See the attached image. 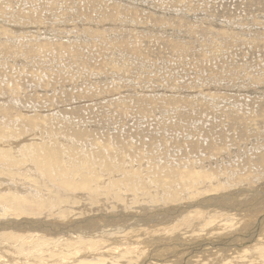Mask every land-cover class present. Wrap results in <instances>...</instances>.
Returning <instances> with one entry per match:
<instances>
[{"label":"rangeland","instance_id":"374dc122","mask_svg":"<svg viewBox=\"0 0 264 264\" xmlns=\"http://www.w3.org/2000/svg\"><path fill=\"white\" fill-rule=\"evenodd\" d=\"M90 143L116 150L84 152L97 172ZM59 144L97 182L23 156L50 170ZM153 162L195 183L152 184ZM0 196V264H264V0H0Z\"/></svg>","mask_w":264,"mask_h":264},{"label":"bare ground","instance_id":"6f19581e","mask_svg":"<svg viewBox=\"0 0 264 264\" xmlns=\"http://www.w3.org/2000/svg\"><path fill=\"white\" fill-rule=\"evenodd\" d=\"M261 6V5H260ZM172 44V43H171ZM18 116H19V114H18ZM20 117H22V116H20ZM38 117V116H37ZM26 118H28V117H26ZM41 118V117H40ZM29 119V118H28ZM44 119V118H43ZM36 120V119H35ZM51 120V119H50ZM49 120V122H52V121H50ZM17 121H18V119H17ZM34 121V120H33ZM43 121H45V119L43 120ZM46 122V121H45ZM23 123V122H22ZM44 123V122H43ZM57 123V122H56ZM56 123H54V124H56ZM60 123V122H59ZM24 124V123H23ZM23 124H21V125H23ZM45 124V123H44ZM51 124V123H50ZM49 124V125H50ZM53 124V125H54ZM61 124V123H60ZM59 124V125H60ZM52 125V126H53ZM63 125L66 127V128H71L70 126H73V125H69V124H66V123H63ZM24 126H25V124H24ZM37 126V125H36ZM42 126V128H43V125H41ZM25 127H27V126H25ZM45 128H44V130L47 128L46 126H44ZM50 128H52L51 127V125L49 126ZM54 127H56V126H54ZM53 127V128H54ZM75 126H73V128L71 129L72 131H67L66 133H69V134H73L75 131H76V127L74 128ZM34 128V127H33ZM38 129H40L41 127H37ZM36 128V129H37ZM41 128V129H42ZM49 128V129H50ZM57 129V128H56ZM55 129V130H56ZM61 129V128H60ZM43 130V131H44ZM59 130V129H58ZM57 130V131H58ZM61 131V130H60ZM59 131V132H60ZM62 131H64V128L62 129ZM36 132V131H35ZM48 132H49V130H48ZM53 132V131H52ZM58 132V133H59ZM46 133V132H45ZM61 134V133H60ZM46 135V134H45ZM65 135H67V134H65ZM42 136V135H41ZM60 136V135H59ZM24 137V136H23ZM43 138V137H42ZM55 138V137H54ZM38 139V138H37ZM75 139V138H74ZM39 140V139H38ZM60 140V139H59ZM55 141V140H54ZM54 141H52V142H54ZM44 142V141H43ZM26 143V142H25ZM46 143V142H45ZM44 143V144H45ZM51 143V142H50ZM60 143V142H59ZM42 144V143H41ZM61 144V143H60ZM60 144H59V146H60ZM89 144V143H88ZM23 145H24V143H23ZM48 145V144H47ZM54 145H55V143H54ZM53 145V146H54ZM62 145H63V143H62ZM62 145L60 146V147H56L57 148V152L56 151H54V156H53V158H50V161L52 162V163H54V164H56V166H54V165H52V168L50 167V170H49V165H50V163H49V161H48V159H46V158H44V156L42 157V158H38V156H37V153H38V147H36V148H34V147H32V146H27V147H25V148H23V152H25V154L23 155V156H28L29 157V159H30V162H31V164L34 166V167H38L40 170L42 169V171L43 172H40L41 174L43 173H49L50 175H52L53 173H54V175L51 177H49V181L48 182H52V183H56V184H58V185H60V186H63V187H66L67 189H71V190H74V189H81V188H87L88 186V184L86 183L87 181L88 182H97L96 180V178H90V175L89 174H87V175H82V176H80L79 175V173H78V175H79V178H75V177H73V174L76 172V170H77V168L78 167H80L81 165H80V163H83V162H85V160H87L86 162L89 164L88 166H86V168H87V170L88 171H90V172H92V167H93V169H94V163H92V161L90 162L89 161V159H87V158H85V156H87L88 157V155H87V153H89V154H93V156H94V158L96 157V160L98 159V158H101L102 157V155H104V153H105V151H107V152H111L110 154H112L113 152H116V150H113V149H110V148H97V147H95V146H92L91 145V143H90V145L89 146H91V148H88V145L86 146L87 147V149L88 150H84L83 151V153L86 151L87 153L85 154H83L84 155V157L82 156L81 158H79V161H80V163H79V166L74 170V169H67V167L66 166H68L67 165V163H66V166H65V168H63L62 166H61V164H60V158L58 159L56 156H57V154H58V152H60L61 150H62V152H64L63 154H65V153H69L70 152V154L72 155V157L74 156V155H76V153L74 154L73 153V151L74 150H68V149H63V147H62ZM25 146V145H24ZM50 147H51V145H50ZM55 147V146H54ZM109 147V146H108ZM117 148V147H116ZM116 148H114V149H116ZM4 150V149H3ZM101 150H104V153H103V151H101ZM79 151V150H78ZM77 151V152H78ZM81 152V151H80ZM19 153V152H18ZM61 153V152H60ZM103 153V154H102ZM20 154V153H19ZM22 154V153H21ZM62 154V155H63ZM107 154V153H106ZM106 154H105V156H106ZM113 154H115V153H113ZM118 154H121V153H119V151H118ZM109 155V154H108ZM107 155V156H108ZM123 155V154H122ZM19 156V155H18ZM67 156V160L69 159L68 158V155H66ZM70 156V155H69ZM77 156V155H76ZM79 156V155H78ZM77 156V157H78ZM91 156V155H90ZM92 156V157H93ZM111 156V155H110ZM118 156V155H117ZM61 157V156H60ZM75 157V156H74ZM91 157V158H92ZM112 157V156H111ZM114 157V156H113ZM120 157H121V155H120ZM63 158V157H62ZM66 158V157H65ZM76 158V157H75ZM89 158V157H88ZM106 158H108V157H105L104 159H102V160H106L107 161V159ZM117 158H119V157H117ZM70 159H71V156H70ZM77 159V158H76ZM76 159H72L73 160V162H74V160H76ZM113 159V158H112ZM122 159V158H121ZM63 160V159H62ZM78 160V159H77ZM93 160V159H92ZM101 160V161H102ZM115 160V159H114ZM117 160V159H116ZM193 160V159H192ZM66 161V160H65ZM65 161H64V163H65ZM70 160H68V162H69ZM89 161V162H88ZM110 161V160H109ZM109 161H107V162H109ZM113 161V160H112ZM122 161V160H121ZM157 161V160H156ZM186 161V160H185ZM195 161V160H194ZM63 162V161H62ZM67 162V161H66ZM71 162V161H70ZM73 162H71V163H73ZM119 162V161H118ZM159 162V161H158ZM187 162V161H186ZM186 162L185 163H179V164H176V163H174V165L175 166H172L171 164L173 163H170V168H166V169H164V168H160L159 167V165H155L154 163L155 162H153V164H154V168H152V170H153V172H154V176L155 177H153V174H152V177L153 178H155L153 181H149V182H151L152 184L154 183V184H162V186L163 185H168L170 182L171 183H176V184H178V185H182V186H187V188H192V186L190 185V183H192L193 181V184L195 183V180H196V178H194L191 174H190V170H193L194 169V167H193V165H192V163H190L192 166L190 167L189 165V167L188 166H186L185 164H186ZM189 162H191V161H189ZM188 162V163H189ZM70 163V164H71ZM76 163H77V161H76ZM102 163V165L101 166H99L103 171H105V172H109V174L110 173H112V174H114L115 172L117 173V174H119L118 172L119 171H123V172H125L126 174L125 175H127V172H128V170L127 171H125V169L123 170H121V166L119 167L117 164V166L116 165H114L113 167H110L106 162H105V164L103 165V161L101 162ZM115 163V162H114ZM113 163V164H114ZM123 163V162H122ZM121 163V164H122ZM30 164V165H31ZM69 164V165H70ZM75 164V162L73 163V165ZM99 164V163H98ZM97 164V165H98ZM120 164V163H119ZM124 164V163H123ZM127 164V163H126ZM151 164V163H150ZM153 164L151 165V166H153ZM157 164H161V163H157ZM31 165V166H32ZM100 165V164H99ZM130 165V164H129ZM135 165V164H134ZM144 165V164H143ZM131 166V165H130ZM139 166V165H138ZM145 166H146V164H145ZM149 166V165H148ZM180 166H185V167H188V168H185L184 169V171H180V169H181V167ZM30 167V166H29ZM69 167V166H68ZM73 167H76V166H72V168ZM82 167V166H81ZM99 167H98V169H99ZM122 167H123V165H122ZM127 167V166H126ZM125 167V168H126ZM129 167V166H128ZM137 166H134V168H136ZM139 167H142L141 165L139 166ZM69 168H71V167H69ZM83 169H85L84 168V166L82 167ZM124 168V167H123ZM142 168H144V166L142 167ZM141 168V169H142ZM149 168H150V166H149ZM32 170H34L33 168H31ZM61 169H63L64 171H62ZM79 169H81V168H79ZM128 169V168H127ZM136 169H138V170H140L138 167L136 168ZM151 169V168H150ZM149 169V170H150ZM183 169V168H182ZM39 170V171H40ZM97 169H94V171H96ZM118 170V171H117ZM131 170H133L132 169V166H131ZM37 171V170H36ZM81 171V170H80ZM88 171H86V169H85V172H88ZM151 171V170H150ZM78 172V171H77ZM82 172L84 173V171L82 170ZM97 172V171H96ZM95 172V173H96ZM101 172V171H100ZM162 172H166L165 174H163L162 175ZM33 173H35V172H33ZM121 173V172H120ZM132 173H134V172H132ZM135 173H137V172H135ZM134 173V174H135ZM72 175V176H71ZM123 175V174H122ZM121 175V176H122ZM129 175H131L130 174V172H129V174H128V176ZM42 176V175H41ZM69 176H71V177H69ZM93 176H94V174H93ZM96 176V175H95ZM94 176V177H95ZM136 176H137V174L135 175V176H133V178H132V175H131V177H120V178H122V179H112V181H111V183L110 184H112L113 186L115 185H119V184H123V186H127V188H130V187H132L130 184L131 183H135L136 185H139V183H143L142 182V179L141 178H139L138 176H137V178H136ZM144 176V175H143ZM32 177V176H31ZM56 177H60L59 178V181L57 180V178ZM77 177V176H76ZM97 177V176H96ZM118 177V176H117ZM116 177V178H117ZM219 178V177H218ZM31 179V178H30ZM71 179V180H70ZM104 179V178H103ZM111 179V178H110ZM109 179V180H110ZM148 179V178H147ZM151 180H152V178H150ZM199 179V178H198ZM216 179V178H215ZM121 180H123L122 182H120ZM36 181V180H35ZM9 182V181H8ZM99 182V181H98ZM107 182V181H106ZM146 182V181H145ZM148 182V183H149ZM32 183V182H31ZM105 183V182H104ZM103 183V184H104ZM8 184V183H7ZM75 184H77L78 186L75 188ZM92 184V183H91ZM95 184V183H94ZM106 184V183H105ZM108 184V183H107ZM151 184V185H152ZM85 185L87 186V187H85ZM100 185V184H99ZM150 185V184H149ZM158 185V186H159ZM174 185V184H173ZM41 186V185H40ZM92 186V185H91ZM111 186V185H110ZM133 186H135L134 184H133ZM141 186V185H140ZM145 186V185H144ZM177 186V185H176ZM202 186V185H201ZM141 187H143V186H141ZM165 187V186H164ZM43 188V187H42ZM118 188V187H117ZM166 188H168V189H172V188H174V187H172V186H168V187H166ZM185 188V187H184ZM187 188H185V189H187ZM195 188V187H194ZM202 188V187H201ZM207 189V188H206ZM139 190V189H138ZM210 190V189H209ZM208 190V191H209ZM190 191V190H189ZM188 191V192H189ZM204 191V190H203ZM129 192V191H128ZM141 192V191H140ZM167 192V191H166ZM54 193V192H53ZM162 193H163V191H162ZM51 194V193H50ZM170 194V193H169ZM231 193H229V196H231L230 195ZM13 195V194H12ZM37 195V194H36ZM175 195V193L174 192H172L171 193V195L169 196V198L167 199L168 201H170V199L173 197ZM220 195V194H219ZM224 194H222V196H223ZM228 195V194H227ZM14 196V195H13ZM40 196V195H39ZM225 196V195H224ZM1 197V196H0ZM140 197V196H139ZM211 197V196H210ZM7 198L8 197H6V198H3L4 199V201H2V202H5V201H7ZM40 198V197H39ZM46 198V197H45ZM55 198V197H54ZM53 198V199H54ZM73 198V197H72ZM222 198V197H221ZM137 199V198H136ZM151 199V198H150ZM177 199V198H176ZM205 199H208V197H206ZM215 199V198H214ZM9 200V199H8ZM19 200V199H18ZM52 200V199H51ZM75 200V199H74ZM165 200V199H164ZM1 201V200H0ZM15 200H14V197H13V200H12V202H14ZM50 201V200H49ZM150 201V200H149ZM163 201V200H162ZM167 201V202H168ZM215 201H216V199H215ZM11 202V201H10ZM21 201H17V203L16 204H14L13 205V210L15 211V212H18V213H20V214H24V215H33V214H37V212H35V211H32V210H29V209H27L23 204H21L20 203ZM57 203H59V202H57ZM108 203V202H107ZM9 204H13V203H9ZM53 204V203H52ZM51 204V205H52ZM151 204V203H150ZM160 204V203H159ZM199 204V203H198ZM85 205V204H84ZM197 205V203H192V205L190 204V206L189 207H192V206H196ZM80 206V205H79ZM82 206V205H81ZM52 207H54V205H52ZM123 207V206H122ZM121 207V208H122ZM222 207V206H221ZM142 208H143V206H142ZM85 209H86V207H85ZM52 210V209H51ZM183 210V209H182ZM7 211V210H6ZM8 212V211H7ZM141 212H143V211H141ZM152 212V211H151ZM226 212V211H225ZM178 213H181V212H178ZM1 214V213H0ZM12 214V213H11ZM38 214H39V211H38ZM3 215V214H2ZM40 215V214H39ZM126 215V214H125ZM138 215V214H137ZM167 215H169V214H167ZM5 216V215H4ZM146 216H148V215H146ZM139 217V216H138ZM121 218H122V216H121ZM120 218V219H121ZM133 218V217H132ZM145 219V218H144ZM89 220V219H88ZM91 220V219H90ZM109 220V219H108ZM235 220H237V219H235ZM41 221V220H40ZM111 221V220H110ZM109 221V222H110ZM140 221V220H139ZM23 222V221H22ZM62 222H65V221H62ZM141 222V221H140ZM158 222V221H157ZM171 222V221H170ZM13 223V222H12ZM29 223V222H28ZM37 223V222H36ZM60 223H61V221H60ZM66 223V222H65ZM106 223V222H105ZM111 223V222H110ZM109 223V224H110ZM160 223V222H159ZM189 223V222H188ZM215 223V222H214ZM16 224V223H15ZM42 224V223H41ZM76 223H74V225H75ZM108 224V223H107ZM112 224V223H111ZM134 224V223H133ZM143 224V223H142ZM216 224H218V223H216ZM5 225V224H4ZM13 225V224H12ZM20 225H21V223H20ZM36 226H39L40 224L38 223V224H35ZM50 224H48V226H49ZM67 225V224H66ZM81 225V224H80ZM135 225V224H134ZM149 225V224H148ZM14 226V225H13ZM13 226H11V227H13ZM43 226H44V224H43ZM51 226V225H50ZM15 227V226H14ZM16 227H18V225L16 224ZM21 228H23L22 226H20ZM29 227H30V225H29ZM33 227H35L34 226V224H33ZM72 227V226H71ZM94 227V226H93ZM110 227V226H109ZM216 227V226H215ZM223 227V226H222ZM225 227V226H224ZM9 228V227H8ZM28 228V227H27ZM38 228V227H37ZM49 228V227H48ZM114 228V227H113ZM41 229V228H40ZM63 229V228H62ZM84 229V228H83ZM104 229V228H103ZM108 229V228H107ZM35 230V229H34ZM39 230V229H38ZM45 230V229H44ZM30 231V230H29ZM40 231H42V230H40ZM90 231V230H89ZM88 231V232H89ZM76 232V231H75ZM107 232V231H106ZM85 233V232H84ZM87 233V232H86ZM85 233V235H89V234H86ZM91 233V232H90ZM31 234V233H30ZM48 235V234H47ZM92 235V234H91ZM55 236V235H54ZM77 236V235H76ZM80 237V236H79ZM78 237V238H79ZM86 237H88V236H86ZM85 238V237H84ZM76 239V238H75ZM88 239V238H87ZM92 239V238H91ZM249 239V238H248ZM213 240V239H212ZM225 241V240H224ZM87 242V241H86ZM5 243H7V242H4V245H5ZM124 243V242H123ZM207 243V242H206ZM211 243V242H210ZM1 244V243H0ZM9 244V243H8ZM33 245V244H32ZM35 246V245H34ZM86 246V245H85ZM128 246V245H127ZM7 247V246H6ZM88 247V246H87ZM241 247V246H240ZM1 248V247H0ZM17 249V248H16ZM29 249V248H28ZM31 249V248H30ZM25 250V249H24ZM238 250H240V249H238ZM16 251V250H15ZM38 251V250H37ZM34 253V252H33ZM16 254V253H15ZM19 257H20V255H18ZM31 256V255H30ZM29 256V257H30ZM18 257V258H19ZM31 259V258H30ZM33 259V258H32ZM21 260V259H20ZM99 260V259H98ZM59 261V260H58ZM158 261V260H157ZM174 261V263H176V261L175 260H173ZM22 262V261H21ZM57 262V261H56ZM74 262V261H73ZM96 262V261H95ZM103 262V261H102ZM101 262V263H102ZM162 262V261H161ZM160 262V263H161ZM235 262V261H234ZM146 263V262H145ZM156 263H158V262H156ZM159 263V264H160ZM178 263H180V262H178ZM185 263V262H184ZM104 264V263H103ZM231 264V263H230Z\"/></svg>","mask_w":264,"mask_h":264},{"label":"water","instance_id":"95a60500","mask_svg":"<svg viewBox=\"0 0 264 264\" xmlns=\"http://www.w3.org/2000/svg\"><path fill=\"white\" fill-rule=\"evenodd\" d=\"M199 205V204H198ZM190 206V205H189ZM189 206H187V208H189ZM193 207V206H192ZM209 243V241H207V243L206 244H208ZM205 243L204 242H202V243H200L199 244V242H198V248H200V246H203Z\"/></svg>","mask_w":264,"mask_h":264}]
</instances>
